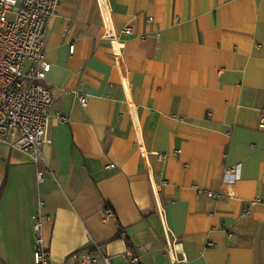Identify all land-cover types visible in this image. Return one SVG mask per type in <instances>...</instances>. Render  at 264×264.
Masks as SVG:
<instances>
[{"label":"crops","instance_id":"obj_1","mask_svg":"<svg viewBox=\"0 0 264 264\" xmlns=\"http://www.w3.org/2000/svg\"><path fill=\"white\" fill-rule=\"evenodd\" d=\"M45 52L51 172L0 140V264H35L38 220L59 264H172L175 238L186 264H264V0H63Z\"/></svg>","mask_w":264,"mask_h":264},{"label":"built area","instance_id":"obj_2","mask_svg":"<svg viewBox=\"0 0 264 264\" xmlns=\"http://www.w3.org/2000/svg\"><path fill=\"white\" fill-rule=\"evenodd\" d=\"M63 0H0V140L26 154H30L37 166V177L41 182L46 172H51L42 155L45 144L52 142L50 133V108L53 95L47 83L51 69L46 59L45 37L53 18ZM110 22V12H106ZM153 18H149L152 21ZM133 34L127 26L119 32L107 33L113 48L112 58L119 64L127 39ZM75 45L70 46L74 52ZM86 106L88 99L81 96ZM67 122L66 115H60ZM264 129V109L260 119ZM162 154L160 157L164 158ZM115 165H110L114 167ZM232 170V169H230ZM208 196L215 193L208 191ZM264 202L257 198L254 203ZM35 264H59L52 260L51 250L44 239L42 222L35 224ZM125 236V234H122ZM172 264H186L188 257L180 239L169 241ZM78 264H92L96 256L88 251L74 254ZM125 257L131 264H140L133 250ZM108 261V259H105ZM170 264V263H166Z\"/></svg>","mask_w":264,"mask_h":264},{"label":"trees","instance_id":"obj_3","mask_svg":"<svg viewBox=\"0 0 264 264\" xmlns=\"http://www.w3.org/2000/svg\"><path fill=\"white\" fill-rule=\"evenodd\" d=\"M130 249L133 250L132 247H130Z\"/></svg>","mask_w":264,"mask_h":264}]
</instances>
